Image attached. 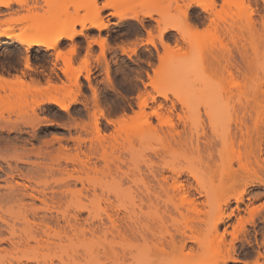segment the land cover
<instances>
[{"label":"rangeland","instance_id":"1","mask_svg":"<svg viewBox=\"0 0 264 264\" xmlns=\"http://www.w3.org/2000/svg\"><path fill=\"white\" fill-rule=\"evenodd\" d=\"M122 1L26 0L43 25L35 37L57 25L52 37L66 33L79 20L86 29L75 25L81 34L62 39L57 51L0 42V77L10 81L0 89V221L14 225L12 239L23 243L38 235L33 224L40 221H79L75 233L47 249L1 245L0 264H264V216L247 209L263 205L264 188L245 187L254 177L238 166L243 149L220 139L223 124L240 111L238 99L246 105L253 93L256 104L248 105L264 125V0ZM24 8L0 7V22L26 14ZM127 8L151 18L112 15ZM248 22L251 39L239 32ZM95 23L105 28L89 27ZM164 27L172 29L160 37ZM230 27L236 39L224 33ZM227 54L236 66L231 76L213 61ZM181 96H188L184 104ZM158 105L161 120L152 115ZM168 130L178 136L171 139ZM198 137L199 151L192 148ZM209 139L212 160L203 149ZM15 185L20 192L9 190ZM241 195L240 217L253 224L223 240L236 217L217 234L210 227L236 214ZM99 221L104 225L90 234ZM182 232L191 239L180 252Z\"/></svg>","mask_w":264,"mask_h":264},{"label":"bare ground","instance_id":"2","mask_svg":"<svg viewBox=\"0 0 264 264\" xmlns=\"http://www.w3.org/2000/svg\"><path fill=\"white\" fill-rule=\"evenodd\" d=\"M133 2H135V0H123L121 3V6L129 5V4H132ZM12 4H16L20 7H25L24 10H25L26 14L21 15V16L12 15L13 17L9 16L7 19H5V21L0 22V25L1 24L4 25V27L0 29V42L4 41V40L12 39L15 43H17L19 45H25L27 47L34 45L36 47H43L45 50L57 51V45L62 39L70 40L75 35L81 34L80 32L79 33L73 32L75 25L82 28V29H86L84 21L79 20L76 22H70L67 19L66 21L61 22V23H69L70 22L68 32L58 34V35H55L52 37L51 36V34H53L52 31H56L58 29H61V28H59V25H57V26H54L52 28L47 29L48 33L51 32L49 36L41 35L39 37H35L34 36L35 33L37 31L43 29V25L38 21V14H37V8L38 7L36 5H33V6L27 5L26 0H0V7H2V8H9ZM207 10L208 9H206V8L204 9L205 12H208ZM209 10L212 12V8H209ZM125 11H126V14L114 13L112 15L115 16L119 20H123L125 18H128V19H132V20H136V21H141L142 18H151V15L148 12L144 11V9L134 10V9L127 8ZM14 25H21L22 27H18L17 28L18 31H16L15 27H13ZM89 27L97 29V30H101V29L105 28L104 25L96 24V23L90 24ZM169 29H172V27L162 28L160 31V37ZM239 32L245 33L250 39L253 37V35L255 33L254 28L250 24V22H248L245 26L239 28ZM224 33L226 35L230 36L232 39H236V37H237V31L233 27L226 28L224 30ZM27 41H31V43H27ZM122 52H125V50L122 49ZM59 56H60L59 53H57V58ZM213 61L216 63V65L218 66V68L222 72H224L225 74H227L229 76H231V70L236 69L234 58L230 54L222 55L220 57H213ZM9 83H10V81L8 79L0 77V89L1 90L4 88V85L7 86V84H9ZM158 95L163 97L164 99H166V97L163 94L159 93ZM263 95H264V93H263ZM186 97H188V96L177 97V101L181 104H184L185 100L187 99ZM247 100H248V102L252 103V105H255L256 101H257L256 94L253 93L250 96V98H248ZM151 101L154 102L155 98L151 97ZM46 102H52V101H46ZM248 102L246 105H242L240 103V99H238L237 103L239 105H241L240 111L237 113L234 110L235 111L234 119L228 120L223 124L222 129H221L220 139H221L224 147H226L228 149L232 150L235 146L237 148L243 149L242 154H239L238 159H237L238 166L241 170H246V169L251 170L252 171L251 174L254 177L253 178L254 181H251L250 183L246 184L245 187H251L255 184H258V185L263 186V188H264V183H261L258 181V173H264V156H263L264 155L263 154L264 125L262 124V121L259 118H257L256 116L253 115L254 114L253 113L254 107L253 106L250 107L248 105ZM53 103L57 104L60 107V109H62L64 111L68 110V105L58 104V102L57 103L53 102ZM144 105H145L144 102L138 103L137 107L141 110ZM161 107L162 106L157 107V109L159 108V112H158V110L152 112V115L157 120H161L163 118L162 113H160ZM167 110H169V109H167ZM169 112H171V111H169ZM206 115H209V113L206 112ZM165 116H166V114H165ZM176 117H177L178 121H183L182 116L176 115ZM107 122L109 124H111V121H107ZM6 126L9 127L10 125H6ZM5 129H6V127H5ZM9 130H11V129H9ZM95 130L97 132L99 131L97 126L95 127ZM175 135L178 136V134L173 133L172 130L167 131V136L173 140H174ZM71 139H73V138H71ZM74 141H78V139H76ZM192 148H194L197 151L200 150V139H199V137L193 143ZM203 149L205 151V155L207 156V159L212 160L213 156H214V142H213V140L209 139L206 142H204L203 143ZM218 154L221 155L220 152H218ZM254 167L256 168V171L254 170ZM177 174H179V173H177ZM153 178H154V180H156L157 184H159V182H158L159 179L157 178L158 179L157 180L155 176H153ZM161 180H159V181H161ZM8 182H9V180H8ZM16 185H18V184H16ZM143 186H144L146 193H149V190L151 187L144 184V183H143ZM18 187L19 186H16V187L13 186V187H10L9 190L17 192L16 188L18 189ZM23 187L21 185L20 189L22 188L24 190V188H26V186L24 188ZM179 190L183 194H185L184 186L180 185ZM14 192H12V194ZM18 192H20V190ZM23 192L20 193V195L22 194V195L26 196L25 194H27V193L23 194ZM243 192L245 193L246 190H243ZM6 195L7 194H5V198H3V200L7 198ZM15 195H16V193H15ZM15 195H12V196L15 197ZM29 196L32 198H35L34 196H31V195H29ZM29 196L27 195L28 198H29ZM9 198L11 199V197H9ZM10 199H9V201L12 200V199L11 200ZM235 202H236V207H235L236 214H234L233 213L234 211H232L229 215H227L225 217H221V218L217 219V221H214L210 227V231L214 234H217L218 228L221 224H224L226 222V220L229 219L230 216L236 217V225L232 227L231 232H227V229L224 228L221 235L218 234L223 240L225 239V236L227 234H229L232 239L233 238L235 239L236 234H245L246 226L253 224L251 218H249L248 220H245V219H242L240 217L241 209H239L238 205L240 203H243L242 195L239 198H236ZM151 205H152V202H149V206H151ZM247 209H248V213L250 214V216L253 213H258V214H261V216L262 215L264 216V203H263V205H261L257 208L250 209V207H247ZM35 210L38 211L37 209H35ZM36 211H33V213ZM25 222H28V221H25ZM107 222H109L111 224L114 223V221H107ZM51 223H53V225H55L56 228H53V226L50 225ZM78 223H79V221H40V223H38V224H33L35 227H37L39 229L38 235H33L29 239V241H26L24 243L28 246L30 245L29 243H33L34 244V247H33L34 250L47 249L54 244L53 241L55 238H57L59 240L61 237H66L70 232L75 233L77 231L76 225ZM103 225H104V222L99 221V226L90 228L88 230V232L90 234L94 235L96 232L99 231L100 227ZM4 234H7L8 237L4 236ZM13 234H14V225H11L10 223H8L6 221H0V247H1V245H6L9 248L16 249L18 247L23 246L24 245L23 242L14 241L12 239ZM180 236H181L182 240H181V244H180L178 250L180 252H182L187 247L186 246L187 240L191 239V237H188L184 232H182L180 234ZM230 245L232 246V243H230ZM172 246H174V245L172 244ZM225 261L232 262V263L237 262L236 259H234L230 256H228L225 259ZM30 262H34V264H48L45 262L40 263V262L35 261V260H30ZM60 264H63V263H60Z\"/></svg>","mask_w":264,"mask_h":264}]
</instances>
